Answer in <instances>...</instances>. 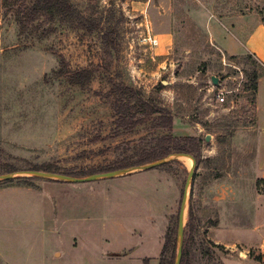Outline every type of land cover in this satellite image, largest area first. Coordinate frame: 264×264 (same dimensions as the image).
Returning a JSON list of instances; mask_svg holds the SVG:
<instances>
[{"label": "rangeland", "instance_id": "obj_1", "mask_svg": "<svg viewBox=\"0 0 264 264\" xmlns=\"http://www.w3.org/2000/svg\"><path fill=\"white\" fill-rule=\"evenodd\" d=\"M72 1L82 11L92 7L91 0ZM93 1L95 17L104 27L117 29L119 50L109 70L103 68L101 31L87 32L56 20L55 31L43 36V29L50 27L51 22L41 18L34 24L40 25V30L21 34L13 12H7L0 0V175L15 176L0 180V189H39L54 183L78 185L81 183L28 176L26 172L48 164L57 167V173L77 177L107 172L100 171L105 168L132 169L142 165L120 166L128 157L137 159L143 149L152 148L161 137H196L201 140L200 157L188 187L193 165L190 167L181 156L187 155L193 161L194 156L189 153H172L162 158L167 161L159 166L120 176L150 177L149 181L134 182L135 189L130 186L129 191L146 202L155 203L159 198L161 216L164 214L166 219L156 221L158 230L165 232L160 239H152L150 231L137 228L135 239L117 240L113 236L97 241L95 254L81 255L79 264H144L145 258L150 259V264H159L169 226L177 225L178 250V222L186 189L184 244L188 240L191 252L184 264H232L231 260L235 261L244 250H249L251 258L259 254L264 257L258 248L219 244L211 235V229L218 224L216 187L211 183L229 171L238 170L242 155L248 158L254 153L257 135L254 75L262 69L251 53L232 54L223 47L221 39L231 37L232 32L245 38L249 27L238 28L236 19L240 16L252 14L264 22V0ZM156 35L159 40L163 36L161 43ZM61 55L71 70L92 69L91 82L84 87L75 86L66 76L51 75L59 68ZM110 76L118 77L141 91L146 99L169 109L174 115L173 127L156 128L150 118L133 129L117 128L115 97L108 96ZM213 76L218 84L213 82ZM219 89L227 91L225 102L217 101ZM188 147L199 153L191 144ZM13 168L16 170L12 171ZM155 171H159L171 191L155 194ZM80 173L88 174L78 176ZM109 180L112 179L85 183L101 184ZM252 187L246 181L243 194L251 195ZM259 190L264 191V183ZM62 194L71 195V191ZM96 194L99 197L103 192L98 190ZM12 197L21 199L17 195L5 198ZM2 199L3 196L0 202ZM190 206L195 224L191 235L187 228ZM242 207L241 213H249L250 208ZM245 215L242 219L249 226L251 219ZM153 223L155 228V217ZM13 229L9 236L14 238L5 243L6 249L15 255L19 251L36 258L41 240L32 233L23 238L19 224H14ZM74 243L69 241V247H58L50 256L51 261L72 264Z\"/></svg>", "mask_w": 264, "mask_h": 264}, {"label": "crops", "instance_id": "obj_2", "mask_svg": "<svg viewBox=\"0 0 264 264\" xmlns=\"http://www.w3.org/2000/svg\"><path fill=\"white\" fill-rule=\"evenodd\" d=\"M236 21L238 28L249 27L247 34L241 39L239 32H232L231 37L221 39L223 47L236 55L249 52L264 64V22L252 14L240 16ZM157 36L158 43H161L163 36H160V40ZM257 84L254 153L248 158L242 155L238 170L229 171L211 183L216 187L214 201L218 211V224L211 229V235L219 244L258 248L259 252H264V191L259 190L257 185L259 179H264V75L259 77ZM149 178L148 175L135 174L131 177L108 178L112 180L101 184L81 183L71 186L54 183L39 189L1 188L0 197L4 199L0 202V261L3 264H59L58 261H51L50 256L58 247H69V241H72L75 242L72 246V264H79L81 255L95 254L97 241L113 236L117 240L135 239L137 228L150 231L152 239H160L165 232L161 233L156 224L161 218L166 219L164 214L161 216L159 198L155 203L146 202L129 191L130 186L135 189L134 182L149 181ZM246 181L252 183L251 195L243 194ZM211 184L207 187V193ZM169 188L161 179L159 171H155V194L160 196V192H169ZM98 190L103 192L99 197L96 194ZM67 191H71V195H61ZM7 195H17L21 199L5 198ZM242 206L250 208L249 213H241ZM244 215L251 219L249 226L244 224ZM14 224L20 225L19 231L23 238H29L32 233L41 240V251H38L36 258H32L30 253L21 254L19 251L16 256L6 249L8 241L14 238L9 236L15 231ZM248 252L240 251L236 260H231L232 264H264L251 258Z\"/></svg>", "mask_w": 264, "mask_h": 264}, {"label": "trees", "instance_id": "obj_3", "mask_svg": "<svg viewBox=\"0 0 264 264\" xmlns=\"http://www.w3.org/2000/svg\"><path fill=\"white\" fill-rule=\"evenodd\" d=\"M92 7L80 10L75 6L72 0H1V6L6 8L7 12H13L15 20L19 26V32L21 34L28 33L33 30H40V25H34L36 21L44 18V21L51 22L50 27L43 29L42 35L48 36L55 31L53 22L59 20L63 23H69L77 26L87 32L101 31L102 39V51H103V68L109 70L113 63L114 54L118 52V41L115 37L117 29L115 27H104L102 21L95 17V5L91 0ZM96 3V2H95ZM92 9V11H91ZM261 63V62H260ZM259 73L254 75V102L256 99V92L258 88V79L264 75V64ZM94 71L90 68H84L80 70H71L66 58L60 56V65L58 69H54L51 75L56 77L66 76L67 81L71 85H79L81 87L86 86L91 82ZM48 77V76H47ZM46 77V78H47ZM110 90L108 96L115 97L113 103V109L117 115L116 127L124 129H133L139 125H142L146 120L153 118L156 128L171 129L174 125V115L169 109L160 107L155 104L151 99H146L141 91L136 88L127 85L123 81H120L118 77H111ZM155 115L157 116L155 119ZM96 138L94 140H100ZM102 140V139H101ZM200 143L201 140L196 137H186L184 139H177L168 136L158 139L156 145L150 149H143L137 159L134 157H128L124 164L120 167L143 165L149 162L157 161L165 158L172 153H189L193 154L196 163H199L200 157ZM188 144H191L196 150L190 149ZM118 167V168H120ZM35 170H55L58 168L54 165L36 166ZM16 170L15 168L12 169ZM112 170L111 168H105L100 171ZM99 171V170H98ZM91 171V172H98ZM89 172V173H91ZM88 173H80L78 176H84ZM69 175V174H68ZM77 176V175H76ZM24 180H27L24 178ZM264 183V179H259L257 182L258 188ZM1 184V182H0ZM190 220L187 224L189 234L191 235L195 230L194 224V210L192 206L189 209ZM176 227H168L165 241L160 253L159 264H174L175 255L177 252V237ZM193 238V237H192ZM191 238V239H192ZM190 245L188 240L184 244L183 257L181 264H184V260L190 255ZM256 260L264 263V257L259 254L255 257ZM144 264H150V259L145 258Z\"/></svg>", "mask_w": 264, "mask_h": 264}, {"label": "water", "instance_id": "obj_4", "mask_svg": "<svg viewBox=\"0 0 264 264\" xmlns=\"http://www.w3.org/2000/svg\"><path fill=\"white\" fill-rule=\"evenodd\" d=\"M1 33H2V25L0 24V56L2 53V44H1ZM212 80L215 84H218V79L217 77L213 76ZM210 137H207V140H209ZM183 155L182 153H180ZM167 160L162 159L161 161H157L154 163L142 165V166H136L132 169H118V170H111L107 172H100V173H94L91 175H88L86 177H77L73 175H68L64 173H57V172H48V171H38V170H31L26 172L28 176H38V177H43V178H48V179H53V180H59V181H66L70 183H85V182H92V181H97L101 179H108V178H115V177H120L127 175L131 173L132 171L136 170H146V169H152L156 166H159L163 163H165ZM193 166L191 167V170L189 172V177L187 180L186 186L188 187L192 181L195 167H196V160L193 158ZM15 177L13 174H3L0 175V180H8ZM187 190V189H186ZM185 190L184 197H183V202L181 205V211L179 215V222H178V250H177V255L176 259L174 261V264H181L182 257H183V249H184V236H185V223H184V215H185V201L187 199V191Z\"/></svg>", "mask_w": 264, "mask_h": 264}, {"label": "built area", "instance_id": "obj_5", "mask_svg": "<svg viewBox=\"0 0 264 264\" xmlns=\"http://www.w3.org/2000/svg\"><path fill=\"white\" fill-rule=\"evenodd\" d=\"M156 42H157V40H155V43ZM226 94H227V91H225L224 89H219L218 93L216 94L217 101L220 103L225 102L226 101Z\"/></svg>", "mask_w": 264, "mask_h": 264}, {"label": "bare ground", "instance_id": "obj_6", "mask_svg": "<svg viewBox=\"0 0 264 264\" xmlns=\"http://www.w3.org/2000/svg\"><path fill=\"white\" fill-rule=\"evenodd\" d=\"M181 157H183V159L186 160V162L189 164L190 167L193 165L192 159L187 157V155H183Z\"/></svg>", "mask_w": 264, "mask_h": 264}]
</instances>
